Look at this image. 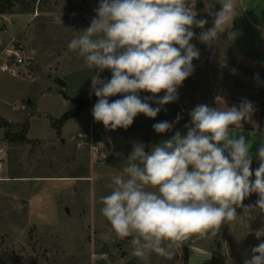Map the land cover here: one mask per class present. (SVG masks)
I'll return each instance as SVG.
<instances>
[{"label": "rangeland", "instance_id": "rangeland-1", "mask_svg": "<svg viewBox=\"0 0 264 264\" xmlns=\"http://www.w3.org/2000/svg\"><path fill=\"white\" fill-rule=\"evenodd\" d=\"M235 2L238 15L232 27L208 47L197 37L213 26L206 5L219 11V0H189L196 19L208 23L204 29H192L190 43L200 56L192 61L194 71L178 88L177 99L187 111L197 104L211 106L216 95L235 94L253 84L231 50L244 55L247 50L253 59L264 55V0ZM98 4L99 0H16L11 11L0 13V49L16 35L24 57L14 73L0 70V124L9 123L0 125V146L8 143L0 150V175L19 176L0 183L5 187L0 195V264H185L193 239L216 257L222 250L220 233L191 237L174 249L171 259L155 253L137 258L131 254V238L120 240L101 214L100 197L111 192L112 177L122 172L133 150L123 144L138 143L129 133L141 131L109 130L94 120L92 78L97 73L67 47L75 32L90 26ZM53 14L61 15L62 23ZM111 75L110 70L99 73L104 80ZM59 79L65 83L59 84ZM77 98L87 100L88 107L57 134L51 122L75 107ZM17 136L31 139L16 141ZM155 145H148L146 136L144 150L150 152ZM250 167L254 181L258 168ZM43 175L50 178H37ZM241 245L242 250L224 253L226 263L244 264L246 243Z\"/></svg>", "mask_w": 264, "mask_h": 264}, {"label": "clouds", "instance_id": "clouds-1", "mask_svg": "<svg viewBox=\"0 0 264 264\" xmlns=\"http://www.w3.org/2000/svg\"><path fill=\"white\" fill-rule=\"evenodd\" d=\"M219 11L206 5L213 26L197 37L208 47L217 44L237 17L235 0H219ZM90 26L75 32L67 47L95 69L92 91L98 98L92 115L106 129H127L138 114L155 118L163 106L178 99V88L193 73L192 61L200 56L190 43L193 27L204 29L206 19L198 15L189 0H99ZM55 20L62 23L61 15ZM110 70L108 80L99 73ZM257 80L259 76L257 74ZM141 91L153 94L144 100ZM163 97L156 99L161 92ZM117 94L122 99L109 101ZM255 109L244 99L237 106L197 105L189 113L191 126L186 136L177 131L169 140L144 150L135 143L127 164L112 177L111 192L100 197L101 214L120 240L131 238L132 255L145 258L155 253L171 259L174 249L191 237H215L222 225H230L243 208L245 220L264 214V144L251 181L252 156L245 137L236 138L233 129L250 121ZM180 117H177L178 123ZM157 133L173 125H153ZM258 194L254 205L243 204ZM264 232L256 233L259 239ZM244 264H264V241L252 249Z\"/></svg>", "mask_w": 264, "mask_h": 264}, {"label": "crops", "instance_id": "crops-1", "mask_svg": "<svg viewBox=\"0 0 264 264\" xmlns=\"http://www.w3.org/2000/svg\"><path fill=\"white\" fill-rule=\"evenodd\" d=\"M263 28V27H262ZM263 40V39H262ZM264 43V42H263ZM236 48H232L231 55L235 58L238 64L244 68L247 73L251 74L253 79V84L250 87L240 88L235 94H219L216 95L209 107H227L239 106L244 99L250 101L254 106V113L250 121L242 122V126L239 129H233V134L236 138L240 135L245 137L246 142L250 144L249 152L252 156V164L259 167L260 161L258 159V149L264 144V55H260L257 59H253L247 55V50H245V55L240 54V52L235 53ZM257 74L259 79L257 80ZM179 102V101H178ZM183 107V105H181ZM134 129H139L141 132H136L137 130L130 131L129 135H134L138 138V143L145 144L146 136L148 138L147 132L142 128H137L133 125L129 127ZM128 129V130H129ZM136 132V133H135ZM5 138V137H4ZM28 139H31L27 136ZM6 139V138H5ZM7 140V139H6ZM132 141L124 142L126 148H132ZM8 143L0 146V150H3ZM110 145V144H107ZM69 177V176H67ZM19 178L17 175H0V183L5 181H10ZM37 178H50L48 175L37 176ZM5 188V187H3ZM2 187H0V195L2 192ZM4 190V189H3ZM36 200V198H35ZM258 199L252 197L251 195L245 198L243 204L254 205ZM33 203V200H32ZM42 203V201H41ZM40 203V204H41ZM237 215L239 216L236 221L232 222L230 225L224 224L220 230V240L222 243V250L220 255L216 257L220 258V262L215 261V255L209 247H204L195 243L196 239L191 243L189 248L188 263L189 264H234V262L226 263L225 252H232L235 249L242 250L245 244L244 251L246 253V260L250 259L252 256V249L258 246L259 243L264 241V235L259 239L256 236L258 231L264 232V214H255V219L245 220L243 217V208H237ZM233 244H236L234 246ZM178 259H181L179 257ZM241 264V263H240Z\"/></svg>", "mask_w": 264, "mask_h": 264}, {"label": "water", "instance_id": "water-1", "mask_svg": "<svg viewBox=\"0 0 264 264\" xmlns=\"http://www.w3.org/2000/svg\"><path fill=\"white\" fill-rule=\"evenodd\" d=\"M58 82L59 84L65 83L62 79H59ZM164 94L165 93L162 91L161 93L156 94L155 98L159 99L163 97ZM139 95L140 98L144 100L146 97H150L153 94L141 91ZM122 98L123 97L121 94H117L116 96L112 97L111 102ZM148 102L153 108L160 107V112L155 118H149L144 114H138L132 124L133 126L142 128L147 132L148 145L162 144L163 142L169 140L177 131H179L182 136H186L188 129L185 127V125L191 126V117L189 115L191 111L185 110L177 100L163 106L154 103L152 100H149ZM178 116L180 117V120L178 123H176ZM159 122H168L172 124V130L165 133H157L154 130L153 125Z\"/></svg>", "mask_w": 264, "mask_h": 264}, {"label": "built area", "instance_id": "built-area-1", "mask_svg": "<svg viewBox=\"0 0 264 264\" xmlns=\"http://www.w3.org/2000/svg\"><path fill=\"white\" fill-rule=\"evenodd\" d=\"M262 39L264 42V27L262 28ZM22 47L23 45L16 35L10 37L6 45L0 49L1 71L14 73L19 66L24 64Z\"/></svg>", "mask_w": 264, "mask_h": 264}, {"label": "trees", "instance_id": "trees-1", "mask_svg": "<svg viewBox=\"0 0 264 264\" xmlns=\"http://www.w3.org/2000/svg\"><path fill=\"white\" fill-rule=\"evenodd\" d=\"M15 1L16 0H0V13H5V12L11 11V9L15 5ZM63 96L65 98H68L64 93H63ZM97 99L98 98L96 97V102H97ZM74 101L76 103V106L75 107H73L72 109H70L69 111H67L66 113H64L62 116H60L59 118H57V120L54 121V123L51 122L52 126L56 129L57 134H61V127L64 125V123L66 121H68L70 118H72L74 116L79 115L82 111H84L88 107L87 100H84L83 101V100L77 98ZM109 101L111 102V99H109ZM92 117H93V115H92ZM8 124L9 123L6 120H4V123H2L0 125H3V126L6 127V126H8ZM8 136H9V133H6L5 134V138L7 139ZM15 140L16 141H20V140L26 141L27 138H26V136H24V137L17 136L15 138ZM185 264H189L188 261H186Z\"/></svg>", "mask_w": 264, "mask_h": 264}]
</instances>
